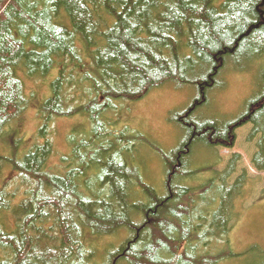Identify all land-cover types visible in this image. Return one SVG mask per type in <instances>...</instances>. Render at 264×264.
Returning a JSON list of instances; mask_svg holds the SVG:
<instances>
[{
  "label": "trees",
  "instance_id": "obj_1",
  "mask_svg": "<svg viewBox=\"0 0 264 264\" xmlns=\"http://www.w3.org/2000/svg\"><path fill=\"white\" fill-rule=\"evenodd\" d=\"M237 56L246 63L264 56V0L220 6L217 0H0V139L32 105L35 93L20 71L43 81L57 70L49 96L35 105L43 141L22 156H0V170L10 166L25 187L17 196L0 181V264H95L90 237L122 231L129 235L100 264H218L234 257L224 237L239 217L248 178L244 171L230 182L240 154L205 183L185 180L194 176L188 160L199 140L207 138L218 153L219 146H233L235 130L248 121L251 135L260 136L252 162L264 171V89L225 131L196 115ZM170 81L193 83L198 92L171 113L186 135L162 155L160 195L126 157L139 134L112 130L107 113L117 101L139 100ZM261 81L262 87L264 72ZM76 115L90 126L72 140L64 167L52 166V121ZM116 140L122 148H108ZM214 240L225 243L203 252Z\"/></svg>",
  "mask_w": 264,
  "mask_h": 264
},
{
  "label": "rangeland",
  "instance_id": "obj_2",
  "mask_svg": "<svg viewBox=\"0 0 264 264\" xmlns=\"http://www.w3.org/2000/svg\"><path fill=\"white\" fill-rule=\"evenodd\" d=\"M224 1L217 0V5H222ZM263 72L264 56L251 63H246L241 57H235L226 69L222 85L212 89L209 100L197 110L198 120L201 123L213 122L225 131L226 124L239 118L256 97L255 94L264 89V86L261 87ZM56 73L57 70H54L45 80L35 81L20 71L28 93L35 94L31 99L32 105L12 123L13 127L8 128L6 135L0 139V156L11 158L15 152L22 156L35 143L43 141L38 133L42 118L35 105L38 106V103L49 96V85ZM197 92L198 88L193 83L170 81L153 88L139 100L117 101L118 107L107 113V126L112 127V130L121 129L127 132L128 129L130 133L139 134L138 139H134L136 143L128 147L129 150L124 149L126 157L138 168L146 183L151 184L160 195L164 194L166 189V167L162 155L176 149L186 135L182 122L171 119V113L183 110L192 103ZM44 94L45 97L40 99ZM89 126L88 120L82 115L54 119L50 127V137L55 152L50 159V165L63 168L66 163L62 158L72 155V140L81 138L83 130ZM252 128L253 123L250 121L237 128L232 139L233 146H219L218 153L210 149L207 138L205 141L199 140L188 160V167L194 176L185 181L191 184L207 182L214 177L216 170L222 171L226 167L235 153L240 154V159L237 163L238 170L230 178V182L236 180L235 177L244 171L248 177L246 186L242 188L238 198L239 217L232 225L230 233L224 237L226 241L231 242L230 246L236 255L218 264H264V171L257 170L252 162L260 137L251 135ZM116 144L108 148H122L118 146L121 142ZM253 177H259L254 185ZM0 181H5V188L15 190L17 196H22L25 192L17 173L10 166H2ZM203 203L202 201L201 204ZM128 235L129 231H122L108 237L91 236L89 242L94 243L91 247L96 253L95 264L102 263L107 252L117 247ZM215 241L211 247L203 249V252H216L225 243L224 240Z\"/></svg>",
  "mask_w": 264,
  "mask_h": 264
},
{
  "label": "bare ground",
  "instance_id": "obj_3",
  "mask_svg": "<svg viewBox=\"0 0 264 264\" xmlns=\"http://www.w3.org/2000/svg\"><path fill=\"white\" fill-rule=\"evenodd\" d=\"M220 140V139H219Z\"/></svg>",
  "mask_w": 264,
  "mask_h": 264
}]
</instances>
